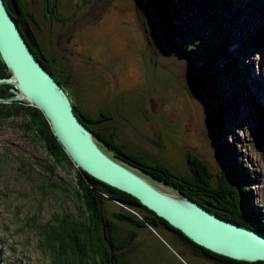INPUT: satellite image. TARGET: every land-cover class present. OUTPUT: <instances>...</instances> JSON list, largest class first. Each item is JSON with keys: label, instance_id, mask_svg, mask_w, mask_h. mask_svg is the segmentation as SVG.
Masks as SVG:
<instances>
[{"label": "rangeland", "instance_id": "obj_1", "mask_svg": "<svg viewBox=\"0 0 264 264\" xmlns=\"http://www.w3.org/2000/svg\"><path fill=\"white\" fill-rule=\"evenodd\" d=\"M25 1L35 18L23 21L22 27L33 43L42 42L57 67L66 66L67 71L62 70L70 75L72 100L92 114L101 108L111 113V119L96 126L112 128L119 139L160 155L183 173L189 172L187 152L201 156L218 171L222 159L228 158L221 151L226 130V140L236 151L230 160L252 174L256 183L249 191L264 216V135L252 132L258 122L256 99L264 103V49L239 62L248 66L244 88L233 115L223 112L222 124L213 117L214 104L204 87L194 83L189 60L176 49L180 39L198 41L196 20L208 11L211 0L188 3L185 11L194 16L193 27L153 14L147 0H88L65 22L50 18L45 0ZM79 1L61 0L60 12L71 13ZM7 4L15 11L12 0ZM237 7L232 0L231 8ZM240 22L228 25L235 48L234 32L239 26L250 30L254 23ZM236 94L230 87L219 97ZM24 121L22 115L0 118V264H54V252L43 238L45 223L62 212L84 215V206L74 169L54 164L42 143L23 130ZM147 176L158 187L171 190ZM106 202L108 213L126 209L119 201ZM138 239L130 264H218L176 245L160 227L142 228Z\"/></svg>", "mask_w": 264, "mask_h": 264}, {"label": "trees", "instance_id": "obj_2", "mask_svg": "<svg viewBox=\"0 0 264 264\" xmlns=\"http://www.w3.org/2000/svg\"><path fill=\"white\" fill-rule=\"evenodd\" d=\"M86 1L88 0L77 2L76 8L69 14L60 12L61 0H45V4L51 19L65 22L74 16L77 9ZM196 2L197 0H147L146 5L157 16L164 17L172 23L178 19L193 27L191 22H194V16L185 10L190 8L188 3L194 5ZM234 2L238 3L237 9L231 8L232 0H211L208 11H204L202 17L196 20L195 35L198 41L190 38L180 39L176 47L180 55L189 60L194 83L204 87L208 93L214 104L213 117L220 124L223 112L228 111L233 115L238 93L244 88L245 71L248 66L244 63L241 67L239 62L250 53L264 49V0ZM14 3L17 13H13V16L18 22L25 18L30 20L35 18L27 1L14 0ZM225 10L228 11L227 14H223ZM242 17L254 23L250 30L244 31L239 26L234 32L232 37L237 44L235 48L228 25H241L242 22L239 24L237 22L243 21ZM197 21H202V25H197ZM199 44L201 49L197 50ZM37 46L38 48H32L33 52L69 95L70 75L65 76L68 72L62 70H66V66L57 67L56 58L51 57L39 40ZM10 74L11 71L0 56V76ZM11 86V83L0 82V118H15L22 115L25 119L23 130L34 135L42 143L53 163H65L68 168L74 169L76 191L84 206V215L62 212L55 214L50 223H45L43 238L54 252L52 257L54 264H130L129 255L140 243L139 239H135L142 228L150 226L153 229L162 228L176 245L182 244L215 263L264 264V260L235 259L195 243L166 219L143 205L134 195L109 185L77 167L56 138L42 111L25 99L15 100ZM230 87L237 92L235 97L221 99L219 93ZM121 101L123 102L122 99L119 102ZM71 102L78 117L92 129L98 145L112 158L125 165L137 166L154 176H147L150 179L159 180L173 190L183 191L222 217L264 232V216L253 204L254 198L249 191L256 181L251 173L243 169L241 163L231 162V156H235L236 151L234 145L226 140V130L222 132L224 140L221 151L223 157L228 158L222 159L218 171L212 170L201 156L187 152L189 172L183 173L160 155L151 154L133 142L119 139L112 128L96 126L98 122L112 118L107 108H101L96 114H92L74 101ZM255 106L254 112L258 122L252 132L263 137L264 103L256 99ZM135 171L146 177L141 171ZM107 200L119 201L126 209L120 208L108 213L104 209Z\"/></svg>", "mask_w": 264, "mask_h": 264}, {"label": "water", "instance_id": "obj_3", "mask_svg": "<svg viewBox=\"0 0 264 264\" xmlns=\"http://www.w3.org/2000/svg\"><path fill=\"white\" fill-rule=\"evenodd\" d=\"M7 2L0 0V56L11 74L0 76V82L12 84L15 100L25 99L42 111L73 163L134 195L195 243L235 259L264 260V232L220 216L181 190H175L180 198L171 195L135 170L153 175L118 162L98 145L92 129L75 112L66 90L33 52L32 46L38 48L37 43L35 39L32 45L28 43L22 22L13 16L17 13L14 0L15 11Z\"/></svg>", "mask_w": 264, "mask_h": 264}, {"label": "flooded vegetation", "instance_id": "obj_4", "mask_svg": "<svg viewBox=\"0 0 264 264\" xmlns=\"http://www.w3.org/2000/svg\"><path fill=\"white\" fill-rule=\"evenodd\" d=\"M15 15H18V14H15ZM23 21H26V22H28V21H30V19H27V18H25V19H23L22 20V22ZM21 28H22V26H21ZM23 29V28H22ZM35 34V33H34ZM26 37V39H27V41H28V43L30 44V45H32V41L30 40V39H28V37L27 36H25ZM34 37H36L35 35H34ZM34 39H36V38H34ZM38 42V40L36 41V43ZM32 48H34V46H32ZM39 56V55H38ZM69 97H70V99L72 100V98H71V96L69 95ZM73 101V100H72ZM193 167V166H192Z\"/></svg>", "mask_w": 264, "mask_h": 264}, {"label": "bare ground", "instance_id": "obj_5", "mask_svg": "<svg viewBox=\"0 0 264 264\" xmlns=\"http://www.w3.org/2000/svg\"><path fill=\"white\" fill-rule=\"evenodd\" d=\"M110 156V155H109ZM163 189V188H162ZM165 190V189H164ZM166 191H168L171 195H173V196H175V197H177V198H180L181 196L177 193V192H175V191H171V190H166Z\"/></svg>", "mask_w": 264, "mask_h": 264}, {"label": "clouds", "instance_id": "obj_6", "mask_svg": "<svg viewBox=\"0 0 264 264\" xmlns=\"http://www.w3.org/2000/svg\"><path fill=\"white\" fill-rule=\"evenodd\" d=\"M150 228H152L151 226H150ZM153 229V228H152Z\"/></svg>", "mask_w": 264, "mask_h": 264}]
</instances>
